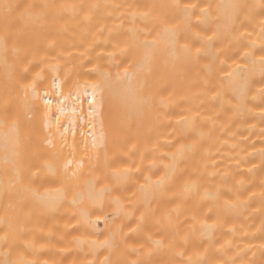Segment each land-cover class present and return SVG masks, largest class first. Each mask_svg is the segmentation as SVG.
Instances as JSON below:
<instances>
[{
    "label": "bare ground",
    "instance_id": "6f19581e",
    "mask_svg": "<svg viewBox=\"0 0 264 264\" xmlns=\"http://www.w3.org/2000/svg\"><path fill=\"white\" fill-rule=\"evenodd\" d=\"M0 264H264V0H0Z\"/></svg>",
    "mask_w": 264,
    "mask_h": 264
},
{
    "label": "snow or ice",
    "instance_id": "6c2138e0",
    "mask_svg": "<svg viewBox=\"0 0 264 264\" xmlns=\"http://www.w3.org/2000/svg\"><path fill=\"white\" fill-rule=\"evenodd\" d=\"M94 100H95V97H93V100H90L89 103H90V104L93 103ZM45 103H46L48 106H51V101H46ZM61 111H62V110H61Z\"/></svg>",
    "mask_w": 264,
    "mask_h": 264
}]
</instances>
